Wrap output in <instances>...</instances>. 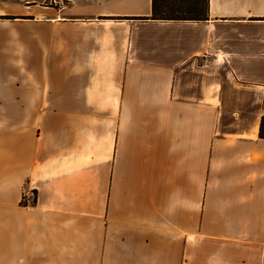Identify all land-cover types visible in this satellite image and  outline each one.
<instances>
[{
    "label": "crops",
    "instance_id": "crops-1",
    "mask_svg": "<svg viewBox=\"0 0 264 264\" xmlns=\"http://www.w3.org/2000/svg\"><path fill=\"white\" fill-rule=\"evenodd\" d=\"M60 1L0 10V264H264V0Z\"/></svg>",
    "mask_w": 264,
    "mask_h": 264
},
{
    "label": "rangeland",
    "instance_id": "rangeland-1",
    "mask_svg": "<svg viewBox=\"0 0 264 264\" xmlns=\"http://www.w3.org/2000/svg\"><path fill=\"white\" fill-rule=\"evenodd\" d=\"M28 2L26 3L25 7L23 6V0H8L7 2H0V10L2 11H5L6 15H3V16H7L9 17V15L7 14H12L14 12H18V13H23V14H26V15H15L12 19L10 20H19V19H28V18H33L35 19V15H33L32 13H29L31 11V9L29 10V3H32L34 5V12L37 14L39 13H46L47 9L46 7H49L50 5H53L51 8L54 9L55 8V0H27ZM61 2V6H65L64 4H67L66 1L62 0L60 1ZM59 9V5H56ZM27 8V9H26ZM81 14H86L84 12H81ZM40 16V18H42V14L38 15V17ZM3 18H6V17H3ZM39 19V18H38ZM23 28L24 29V26L21 25V24H14V27H5L3 29V31L5 30H18V29H21ZM69 31H71L69 29ZM75 39V40H72L71 39H67V40H64V39H58V42H56V46H70L71 44L72 45H78V46H81V45H84L86 46L87 44H80L79 41ZM66 41V42H65ZM47 42V40L45 41ZM65 42V43H64ZM21 46V41L17 38V37H11V36H6L4 33H0V48H4V47H11V48H16V47H20ZM11 126V125H10ZM201 195L203 193V186H202V182H201ZM30 191H25V193L23 192V198L22 200L24 201L25 205H31L33 203V200H34V197L32 196L31 197V204L29 202V198H28V195H29ZM36 199H37V196L35 198V204H36ZM33 206V205H32ZM58 219L57 216L54 217V220ZM37 227V226H36ZM46 227V226H45ZM38 231V230H37ZM48 231H52V230H48ZM159 240L160 242H163V239L161 237H159ZM228 264H231L230 262V257H228Z\"/></svg>",
    "mask_w": 264,
    "mask_h": 264
},
{
    "label": "trees",
    "instance_id": "trees-1",
    "mask_svg": "<svg viewBox=\"0 0 264 264\" xmlns=\"http://www.w3.org/2000/svg\"><path fill=\"white\" fill-rule=\"evenodd\" d=\"M152 3V14L151 18L155 20H170V21H183L185 19L196 21L205 19V15L207 13V0H151ZM188 4L191 7L183 12H185L186 16L177 15L178 12H182V5ZM163 9H166L170 12L173 17L170 16H163ZM182 14V13H180ZM184 15V14H183ZM13 18V17H12ZM258 136L260 139H264V116H261L259 129H258ZM33 195L34 200L31 204V196ZM29 202L31 205H34L35 198H36V191H30L29 195ZM22 203L25 205L24 201Z\"/></svg>",
    "mask_w": 264,
    "mask_h": 264
},
{
    "label": "built area",
    "instance_id": "built-area-1",
    "mask_svg": "<svg viewBox=\"0 0 264 264\" xmlns=\"http://www.w3.org/2000/svg\"><path fill=\"white\" fill-rule=\"evenodd\" d=\"M30 196L32 197L33 195H32V194H30Z\"/></svg>",
    "mask_w": 264,
    "mask_h": 264
},
{
    "label": "bare ground",
    "instance_id": "bare-ground-1",
    "mask_svg": "<svg viewBox=\"0 0 264 264\" xmlns=\"http://www.w3.org/2000/svg\"><path fill=\"white\" fill-rule=\"evenodd\" d=\"M64 10L66 11L67 9L65 8Z\"/></svg>",
    "mask_w": 264,
    "mask_h": 264
}]
</instances>
